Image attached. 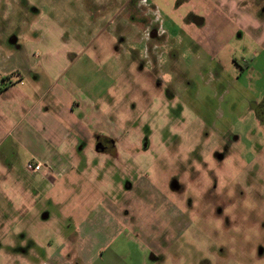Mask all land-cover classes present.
<instances>
[{
    "label": "rangeland",
    "instance_id": "rangeland-1",
    "mask_svg": "<svg viewBox=\"0 0 264 264\" xmlns=\"http://www.w3.org/2000/svg\"><path fill=\"white\" fill-rule=\"evenodd\" d=\"M129 1L0 0V264H264V0Z\"/></svg>",
    "mask_w": 264,
    "mask_h": 264
},
{
    "label": "crops",
    "instance_id": "crops-1",
    "mask_svg": "<svg viewBox=\"0 0 264 264\" xmlns=\"http://www.w3.org/2000/svg\"><path fill=\"white\" fill-rule=\"evenodd\" d=\"M93 2L94 1H92L91 3ZM102 20L101 19L96 20V22H99ZM88 21H89V25H91L93 21V17L89 16ZM262 37L264 38V33H262ZM66 48H69V45H67ZM56 86H57V83H55V87ZM54 93L59 100L63 99V101L65 102V107L61 108L59 110V113L62 114L63 116H66L69 122H73L74 121L73 120L74 119L73 107L80 106V104L77 101L75 102L72 96L68 97L64 94L62 95L61 92L57 88L54 90ZM249 99H250V104L247 105V108H246V111H248L247 115L250 118H254L256 125L258 126V129H260V132L262 133L264 132V96L262 94L260 96L250 97ZM46 118L48 120V125L52 127L53 118L50 117L49 115H46ZM45 123H47V121H45ZM73 124H75V126L78 125L77 121L74 122ZM81 129H83L82 126L80 127V130ZM236 140L238 141V138ZM236 140L234 142H236Z\"/></svg>",
    "mask_w": 264,
    "mask_h": 264
},
{
    "label": "flooded vegetation",
    "instance_id": "flooded-vegetation-1",
    "mask_svg": "<svg viewBox=\"0 0 264 264\" xmlns=\"http://www.w3.org/2000/svg\"><path fill=\"white\" fill-rule=\"evenodd\" d=\"M136 1L138 0H130L129 2L131 4L133 3H136ZM156 30L154 31L153 29H150V37H152V35L156 34ZM98 144L101 145L103 147V150L106 151V152H109V153H114L115 150L113 149V146H112V142L109 138L107 137H103V136H98ZM99 151H102V150H99Z\"/></svg>",
    "mask_w": 264,
    "mask_h": 264
},
{
    "label": "built area",
    "instance_id": "built-area-1",
    "mask_svg": "<svg viewBox=\"0 0 264 264\" xmlns=\"http://www.w3.org/2000/svg\"><path fill=\"white\" fill-rule=\"evenodd\" d=\"M28 169H29L32 173H34V172H39V171L42 169V165L39 164V163H36V164H34V165L29 164V165H28Z\"/></svg>",
    "mask_w": 264,
    "mask_h": 264
},
{
    "label": "water",
    "instance_id": "water-1",
    "mask_svg": "<svg viewBox=\"0 0 264 264\" xmlns=\"http://www.w3.org/2000/svg\"><path fill=\"white\" fill-rule=\"evenodd\" d=\"M196 23L199 24L200 21H199V20H196ZM152 37H153V35H152ZM96 149H97V150H102L103 147H102L101 145L97 144V145H96Z\"/></svg>",
    "mask_w": 264,
    "mask_h": 264
},
{
    "label": "trees",
    "instance_id": "trees-1",
    "mask_svg": "<svg viewBox=\"0 0 264 264\" xmlns=\"http://www.w3.org/2000/svg\"><path fill=\"white\" fill-rule=\"evenodd\" d=\"M3 89H5V88H3ZM3 89H0V93L3 91Z\"/></svg>",
    "mask_w": 264,
    "mask_h": 264
}]
</instances>
